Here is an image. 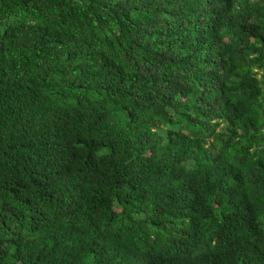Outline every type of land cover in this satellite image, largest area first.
Here are the masks:
<instances>
[{"label": "trees", "instance_id": "1", "mask_svg": "<svg viewBox=\"0 0 264 264\" xmlns=\"http://www.w3.org/2000/svg\"><path fill=\"white\" fill-rule=\"evenodd\" d=\"M0 264H264V0H0Z\"/></svg>", "mask_w": 264, "mask_h": 264}]
</instances>
